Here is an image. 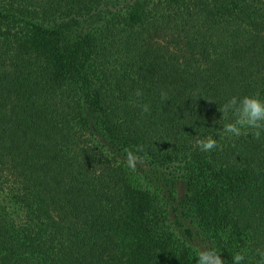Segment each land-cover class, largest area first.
<instances>
[{
  "label": "trees",
  "instance_id": "obj_1",
  "mask_svg": "<svg viewBox=\"0 0 264 264\" xmlns=\"http://www.w3.org/2000/svg\"><path fill=\"white\" fill-rule=\"evenodd\" d=\"M232 96L264 100V0H0V264H257L264 136L222 132Z\"/></svg>",
  "mask_w": 264,
  "mask_h": 264
},
{
  "label": "clouds",
  "instance_id": "obj_2",
  "mask_svg": "<svg viewBox=\"0 0 264 264\" xmlns=\"http://www.w3.org/2000/svg\"><path fill=\"white\" fill-rule=\"evenodd\" d=\"M135 95L137 97L143 96V92L140 89L136 90ZM161 99L168 100L166 92H161ZM141 113L150 114V105H140ZM219 111L222 113V117L231 113L233 116L232 122H229L223 126L222 132L234 137H240L241 135L251 134L254 139L260 140L264 136V100H261L258 96H232L221 107ZM201 151H211L215 149L217 141L211 136L200 139L197 141ZM142 146H137L136 151H142ZM139 160L131 150H126L125 162L129 167H134L135 162ZM257 255L260 257L257 264H264V250H257ZM245 257L241 253H237L232 258V264H242ZM196 264H225L220 253L214 248H203L197 252Z\"/></svg>",
  "mask_w": 264,
  "mask_h": 264
}]
</instances>
